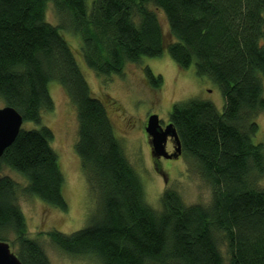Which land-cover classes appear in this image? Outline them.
Returning <instances> with one entry per match:
<instances>
[{
	"label": "trees",
	"instance_id": "16d2710c",
	"mask_svg": "<svg viewBox=\"0 0 264 264\" xmlns=\"http://www.w3.org/2000/svg\"><path fill=\"white\" fill-rule=\"evenodd\" d=\"M49 3L57 25L45 19ZM149 5L163 13L169 39ZM62 31L79 36V56L98 75L120 73L125 62L166 51L179 68L194 64L197 76L219 87L222 113L188 98L169 114L183 158L211 189L207 205H187L173 189L163 192L158 210L145 201L142 181ZM145 74L153 88L160 86L161 76L148 67ZM51 80L75 108L74 149L96 203L81 229L49 233L61 252L99 264H264V187L257 185L264 146L251 141L254 118L264 111V0H0L4 106L23 122L40 124L41 113L53 109ZM52 138L46 126L21 128L0 158V169L26 181L19 188L0 176V241L22 264L51 263L27 235L17 194L67 210Z\"/></svg>",
	"mask_w": 264,
	"mask_h": 264
},
{
	"label": "rangeland",
	"instance_id": "374dc122",
	"mask_svg": "<svg viewBox=\"0 0 264 264\" xmlns=\"http://www.w3.org/2000/svg\"><path fill=\"white\" fill-rule=\"evenodd\" d=\"M88 4L90 8V1ZM149 7L156 13L169 39L163 13L153 5ZM45 19L53 25L58 24V17L50 3L45 7ZM62 34L75 53L91 94L98 98L107 110L123 154L142 181L145 201L158 210L163 192L173 189L187 205H207L211 200V189L200 180L192 170V164L183 156L169 162L168 166H162L166 172L165 181L163 175L152 170L144 125L151 113L166 123L172 105L188 98L210 102L222 113L224 99L219 87L208 77L197 76L194 64L188 68H179L166 51L157 58L142 57L138 62H125L120 73L98 75L88 69L79 56V36L69 31H62ZM145 67L151 70L154 77L161 76L159 87L153 88L145 74ZM48 91L53 101V109L41 113L40 124L23 122L21 128L30 130L46 126L52 131L50 145L57 154L59 168L64 177L62 192L67 202V210L62 212L47 207L33 196L22 195L20 192L17 194L16 203L24 216L27 235L39 242L51 264H99L90 257L64 254L49 236L54 230L69 234L84 227L96 203L89 194L74 149L78 138L75 108L56 81H49ZM3 106L4 102L0 99V108ZM254 122L258 129L251 141L264 146V111L254 118ZM0 176L10 177L19 184V188L24 187L26 182L20 175L7 168L0 169ZM257 185L264 187V174ZM220 249L225 253L224 245H220Z\"/></svg>",
	"mask_w": 264,
	"mask_h": 264
},
{
	"label": "water",
	"instance_id": "95a60500",
	"mask_svg": "<svg viewBox=\"0 0 264 264\" xmlns=\"http://www.w3.org/2000/svg\"><path fill=\"white\" fill-rule=\"evenodd\" d=\"M23 123L22 116L11 106L0 108V158L4 150L15 140ZM152 145V153L157 156L170 157L164 151V143L168 136L174 140V157L181 153V146L176 131L169 123L164 129L160 127L159 118L156 114L148 117L144 128ZM0 264H22L17 256L11 251L7 242L0 241Z\"/></svg>",
	"mask_w": 264,
	"mask_h": 264
},
{
	"label": "flooded vegetation",
	"instance_id": "af4514ba",
	"mask_svg": "<svg viewBox=\"0 0 264 264\" xmlns=\"http://www.w3.org/2000/svg\"><path fill=\"white\" fill-rule=\"evenodd\" d=\"M153 114V113H151ZM150 115V114H149ZM148 115V116H149ZM147 116V118H148ZM146 118V120H147ZM170 123V120H168L166 123H163L160 119H159V124H160V127L162 129L165 128V126L167 124ZM146 125V123H145ZM145 125H144V128H145ZM147 135V134H146ZM146 142H147V145H148V153H149V156H150V159H151V165H152V170L155 172H157V174H160V175H163L164 177V181L166 180V172L164 169H162V166L163 165H166L168 166L169 162H174L176 160H178L179 158H181L182 156V153H180L178 156H175L174 157V148H175V144H174V140L172 137L168 136L166 138V141L164 143V151L167 153V155H170V157H164V156H157L155 154L152 153V145H151V140L149 138V136L147 135V138H146Z\"/></svg>",
	"mask_w": 264,
	"mask_h": 264
},
{
	"label": "bare ground",
	"instance_id": "6f19581e",
	"mask_svg": "<svg viewBox=\"0 0 264 264\" xmlns=\"http://www.w3.org/2000/svg\"><path fill=\"white\" fill-rule=\"evenodd\" d=\"M57 14V13H56Z\"/></svg>",
	"mask_w": 264,
	"mask_h": 264
}]
</instances>
